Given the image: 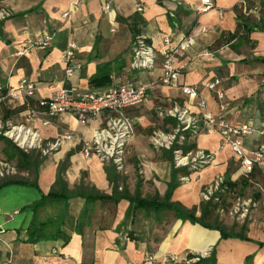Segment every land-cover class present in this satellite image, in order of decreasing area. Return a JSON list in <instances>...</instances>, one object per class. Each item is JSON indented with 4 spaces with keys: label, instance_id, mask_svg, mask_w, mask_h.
<instances>
[{
    "label": "crops",
    "instance_id": "crops-1",
    "mask_svg": "<svg viewBox=\"0 0 264 264\" xmlns=\"http://www.w3.org/2000/svg\"><path fill=\"white\" fill-rule=\"evenodd\" d=\"M78 1V10L63 17L71 0H0V14L8 15L0 18L3 88L27 80L34 86L29 101L37 108L56 90L86 93L127 83L152 87L143 104L119 114L102 111L93 122L80 121L75 113L53 116L45 111L27 121L24 95L2 99L0 129L10 124L36 133L42 161L36 174L27 170L10 180L18 183L0 182V264H198L200 259L211 264L212 255L213 264H264V168L255 165L245 174L219 134L204 127L170 151L152 144L156 134L177 128L168 115L174 109L196 118L210 113L232 124L258 127L264 122V0H211L212 9L203 14L194 10L201 0H141L142 12H134L131 0H114L107 14L104 0ZM44 34L53 38L39 49L35 44ZM186 36L195 39L184 57L174 60L181 69L178 85L197 86L204 109L197 98L157 84L163 38L174 45ZM139 37L154 50L150 70L130 68L131 46ZM69 44L75 45L74 60L81 67L66 77ZM95 77L100 86L89 84ZM213 80L221 82L224 112L203 87ZM111 118L133 125L122 172L80 153L83 142ZM64 135L70 139L63 140ZM244 145L249 151L264 148V138L248 137ZM4 147L0 142L1 151ZM174 150L188 159L198 153L205 158L198 169L176 168ZM207 191L213 200L203 199ZM235 192L251 195L234 201ZM49 193L72 197L47 203L38 213L28 209ZM136 199L168 200L180 213L131 210ZM238 208L247 213L236 214ZM33 220L35 226L46 225L34 236L38 242L29 243L33 237L26 231ZM56 225L64 236L55 235Z\"/></svg>",
    "mask_w": 264,
    "mask_h": 264
},
{
    "label": "built area",
    "instance_id": "built-area-1",
    "mask_svg": "<svg viewBox=\"0 0 264 264\" xmlns=\"http://www.w3.org/2000/svg\"><path fill=\"white\" fill-rule=\"evenodd\" d=\"M114 0H104L103 14L110 11L111 4ZM134 12H142L143 4L141 0H131ZM79 1L71 0L70 9L63 14L67 17L71 12L78 10ZM212 9L211 0H201L200 5L194 10L198 14H203ZM8 17L6 14H0V18ZM173 18V15H171ZM176 26V24H175ZM52 34H44L43 39L38 41L35 46L39 49L48 47L52 41ZM195 36H186L174 45L168 38L162 40L163 50L159 53L161 57V75L157 80V84L168 88H177L183 95L188 98H197V106L200 109L205 108V99L199 94L197 86H179L178 81L181 76V69L174 66V60L183 58L185 53L193 46ZM74 44H69L64 55L65 75L71 77L74 70L80 69V64L74 60ZM131 63L130 68L135 71L150 70L155 63V54L153 48L147 43L143 37L137 38L131 46ZM152 87V86H150ZM150 87L134 86L130 83L113 86L105 91H95L86 93H77L75 88L70 91L56 90L48 99L37 102V108L33 107L29 99L33 96L34 86L27 80H22L16 88L4 89L0 85V103L6 96H17L22 94L27 100L24 102V111L22 116L31 121L40 115V111H45L50 115L57 116L65 113H75L80 121H95L102 111H109L119 114L123 109L143 104L147 99V91ZM203 87L214 94L219 103V111H225L224 91L219 80H213L204 83ZM264 96V91H263ZM169 117L176 120L177 128L171 134H156L152 139V144L156 148L172 150L175 144L184 141L186 136H193L200 127L212 134H219L224 145L228 146L232 153L236 156L240 166L245 174H250L254 166L264 168L263 147L257 150H247L244 140L248 137L264 138V122L258 127L251 124H232L223 117H215L210 113H204L201 118L192 117L186 110H173L168 113ZM3 137L12 139L16 142L17 133L22 130L23 133L30 135V142L16 145L27 152L31 147L38 146V137L23 127H14L6 124ZM12 132L13 138L8 134ZM1 134V133H0ZM133 134V125L131 122L121 118H111L101 129L94 130L89 141H84L81 147V155L84 159L96 157L103 163L110 164L118 172L124 169V160L127 153L129 140ZM63 140H69V135L62 136ZM55 147V146H54ZM174 163L176 168H189L191 170L198 169L197 164H202V153H198L196 157L187 158L181 156L180 150H174ZM14 168L7 162L0 161V180L12 175ZM205 201H211L214 194L207 191L202 195ZM242 211V216L247 213L245 208H238L235 212L238 214ZM240 215V216H241ZM56 253V251H53ZM81 264V263H77Z\"/></svg>",
    "mask_w": 264,
    "mask_h": 264
},
{
    "label": "trees",
    "instance_id": "trees-1",
    "mask_svg": "<svg viewBox=\"0 0 264 264\" xmlns=\"http://www.w3.org/2000/svg\"><path fill=\"white\" fill-rule=\"evenodd\" d=\"M139 71H143V70H139ZM101 79L98 77H95L93 79H91L89 81V84L94 85V86H100L101 84L99 83ZM0 85L2 86V84L0 83ZM3 87V86H2ZM0 142L8 143V140L3 138L2 136H0ZM4 153V155L6 156V160H9L12 162V165H16L17 167H19L22 170H28V171H34L35 174L37 173V169L39 167V164L41 163L42 159L40 158L39 154H35V157L32 158V156L30 155H26V154H20L19 156H9V152L6 151V149H3L2 151ZM22 153V152H21ZM13 155V154H12ZM15 160V163H13V159ZM2 185H6L9 183H18L17 181H1ZM173 190V185L170 184L168 187V191L166 193V199L169 198L171 191ZM72 196H68V197H59L58 195H55L53 193H49L47 196L42 197L41 200L37 203H35L34 205L30 206L28 209H30L33 213H38L47 203L50 204H57V203H65L67 202ZM100 199H107V200H113L112 197H105V196H101ZM85 200H95V198L92 197H85ZM137 200V199H136ZM167 202H163V203H158L156 201H146V200H137L135 202V200H131V204L135 203V205L131 208L132 209H137V208H144L145 210H160V209H165V210H171L173 211L175 214L180 213V209L177 208L175 205L170 204L168 202V200H166ZM67 211V206L65 205L63 207V213ZM130 212V211H129ZM192 221H195L191 218ZM47 223H51V221H48ZM44 225H46L45 223H38L35 226V220H33V222L31 223L30 227L27 229L26 233L28 236H32L33 238H28L26 240V242L29 243H36L38 242V240H36L34 238L35 234L38 232H43L44 229H42L44 227ZM57 228V232L55 233L56 236H64L61 232H60V226L56 225ZM68 240V238H64V241L66 242ZM207 260H199L198 264H203L206 263ZM211 264H213V255L211 256Z\"/></svg>",
    "mask_w": 264,
    "mask_h": 264
},
{
    "label": "rangeland",
    "instance_id": "rangeland-1",
    "mask_svg": "<svg viewBox=\"0 0 264 264\" xmlns=\"http://www.w3.org/2000/svg\"><path fill=\"white\" fill-rule=\"evenodd\" d=\"M4 128V127H3ZM6 129H0V136L3 137V132L5 131ZM5 139L8 140V143H5L4 144V149H6L7 152H9V156H19L20 154H26V155H30L32 156V158L35 157V154L37 152H40L41 150V147L40 145L39 146H36V147H31L27 150V152H25L24 150H21L17 145H16V142H14L12 139H8L6 137H3ZM22 152V153H21ZM35 152V153H34ZM13 154V155H12ZM15 158L13 159V163H15ZM0 161H4V162H7V164H9L10 166H12L14 168V172L12 175L8 176V177H5L3 179L0 180L1 181H8V180H13V179H17L19 177H21L20 175L23 173V171H27V170H22L20 169L19 167H17L16 165H12V162L9 161V160H6V156L4 155V153L1 151L0 149ZM264 185V184H263ZM245 195H251L250 192H245V194H240V193H237L235 192L234 193V196H233V200L235 201L236 199L238 198H245L246 196Z\"/></svg>",
    "mask_w": 264,
    "mask_h": 264
},
{
    "label": "bare ground",
    "instance_id": "bare-ground-1",
    "mask_svg": "<svg viewBox=\"0 0 264 264\" xmlns=\"http://www.w3.org/2000/svg\"><path fill=\"white\" fill-rule=\"evenodd\" d=\"M8 135L12 138L14 137L12 132H10ZM29 136L30 135H27V133H23L22 130H19V132L17 133L16 142H18L20 145L27 144L30 142Z\"/></svg>",
    "mask_w": 264,
    "mask_h": 264
}]
</instances>
